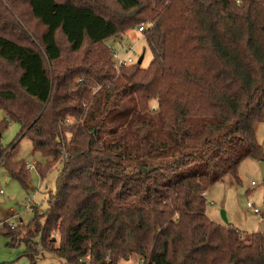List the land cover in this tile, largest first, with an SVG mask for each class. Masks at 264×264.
I'll return each instance as SVG.
<instances>
[{
  "label": "trees",
  "instance_id": "obj_1",
  "mask_svg": "<svg viewBox=\"0 0 264 264\" xmlns=\"http://www.w3.org/2000/svg\"><path fill=\"white\" fill-rule=\"evenodd\" d=\"M141 25L149 64L117 71L106 41ZM0 111V136L20 127L0 148L10 178L27 189L22 139L40 177L59 165L47 208L0 228L28 264L38 238L66 264H264V233L205 212L263 160L264 0H0Z\"/></svg>",
  "mask_w": 264,
  "mask_h": 264
},
{
  "label": "rangeland",
  "instance_id": "obj_2",
  "mask_svg": "<svg viewBox=\"0 0 264 264\" xmlns=\"http://www.w3.org/2000/svg\"><path fill=\"white\" fill-rule=\"evenodd\" d=\"M119 38L106 41V47L116 48L120 55L125 54L129 48L132 52L131 56L136 60L143 55L141 67L145 68L149 64L152 54L145 40L138 33V27L128 31L121 40ZM63 50L65 53L64 45ZM48 69H50L49 65ZM149 106L150 108L155 107L154 101H151ZM4 118V114L0 111V122L4 121ZM67 120L73 122L69 117ZM19 130L18 124L8 121L7 128L0 136V148L6 149L15 140ZM255 134L257 142L262 147L263 160L259 161L252 158L243 160L236 172L237 179L233 176H226L206 191L205 212L207 217L219 225L229 224L243 237L251 233H264L263 123L256 125ZM16 155L18 160H22L26 164H29L30 161L35 162L36 170L27 171L24 168V173L26 176L28 175L27 189L25 190L17 180L9 177L3 163L0 166V189L3 191V195L0 196V215L7 217L9 223L13 224L14 227L26 226L34 219L32 208H36L38 213L47 208V199L49 195L55 193V181L59 173V165L57 164L52 166L47 174L44 173L43 177H40V167L38 169L37 164L41 165L42 169L45 160L39 154L32 152V145L27 139L20 140ZM261 163L263 166L260 165ZM7 178L10 180L6 181ZM27 200H30V204ZM247 202L251 203L259 213L253 214L246 207ZM221 211L224 212L227 222L221 217ZM9 243V238L0 235V263L28 264L27 258L23 256L24 245L12 247L9 246ZM37 243L39 245L36 264H66L62 258L43 251L40 247V238L37 239ZM118 264H141V260L132 255L128 260H120Z\"/></svg>",
  "mask_w": 264,
  "mask_h": 264
},
{
  "label": "built area",
  "instance_id": "obj_3",
  "mask_svg": "<svg viewBox=\"0 0 264 264\" xmlns=\"http://www.w3.org/2000/svg\"><path fill=\"white\" fill-rule=\"evenodd\" d=\"M234 1L236 4H239L241 0H234ZM143 28H144L143 25L139 26L138 32L143 31ZM107 49H108V51H110V54H111L112 58L114 59V68L117 71H119L123 67H127V66L135 63V59L133 58V56H131V54H132L131 49L128 48L126 51V54L123 56L119 55L118 50L116 48H113L111 46H107ZM66 123L70 124L71 122L69 120H66ZM2 160H3V157H0V166L2 164ZM30 160H31V158H30ZM35 167H36V165H35V162H33V161H30L29 164L25 165V168L27 171L36 170ZM2 195H3V191L0 189V196H2ZM27 202H28V204H30V200H27ZM246 207L248 209L252 210L253 213H255V214L259 213L258 210L253 208V205L249 202L246 203ZM5 224H7L10 227H14L13 224L9 223L7 217H3L0 215V228L2 226H4Z\"/></svg>",
  "mask_w": 264,
  "mask_h": 264
},
{
  "label": "water",
  "instance_id": "obj_4",
  "mask_svg": "<svg viewBox=\"0 0 264 264\" xmlns=\"http://www.w3.org/2000/svg\"><path fill=\"white\" fill-rule=\"evenodd\" d=\"M142 61H143V55H141L138 59H137V65H141L142 64ZM261 166H263V164L261 163L260 164ZM221 217L223 218V220L225 222H227L226 218H225V215H224V212L221 211Z\"/></svg>",
  "mask_w": 264,
  "mask_h": 264
},
{
  "label": "crops",
  "instance_id": "obj_5",
  "mask_svg": "<svg viewBox=\"0 0 264 264\" xmlns=\"http://www.w3.org/2000/svg\"><path fill=\"white\" fill-rule=\"evenodd\" d=\"M10 179L9 178H7L6 179V181H9ZM207 197V195H206V193H205V198ZM252 211V210H251ZM253 212V211H252ZM253 214H255V213H253Z\"/></svg>",
  "mask_w": 264,
  "mask_h": 264
}]
</instances>
